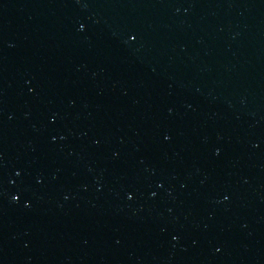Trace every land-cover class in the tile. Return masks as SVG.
Here are the masks:
<instances>
[{"label": "water", "instance_id": "95a60500", "mask_svg": "<svg viewBox=\"0 0 264 264\" xmlns=\"http://www.w3.org/2000/svg\"><path fill=\"white\" fill-rule=\"evenodd\" d=\"M0 264H264V0H0Z\"/></svg>", "mask_w": 264, "mask_h": 264}]
</instances>
